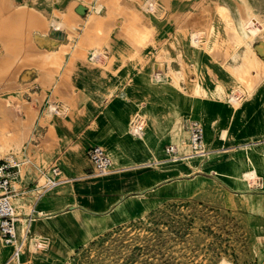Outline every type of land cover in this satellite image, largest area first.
<instances>
[{"label": "crops", "instance_id": "1", "mask_svg": "<svg viewBox=\"0 0 264 264\" xmlns=\"http://www.w3.org/2000/svg\"><path fill=\"white\" fill-rule=\"evenodd\" d=\"M14 1L30 12L32 0ZM35 2L40 25L52 17L61 27L73 22L80 24L82 34L86 27L89 31L74 40L66 27L61 35L43 36L48 41L44 48L55 52L74 41L72 51L59 56L61 68L48 70L56 76L51 85L39 81L38 69L23 71L28 79L21 83L27 85L24 96L29 102L33 94L45 92L41 108L51 104L64 109L51 123L57 148L50 158L61 166L66 180L39 196L28 213L18 214L29 224L28 243L16 255L14 245L0 243V264H64L108 231L208 188L215 180L207 166L166 160L162 154L165 145L181 136L187 118L202 122L207 149L217 157L244 154L254 142H264V77L256 81L253 70L255 84L250 87L235 73L242 71L239 66L247 54L238 45L242 23L236 6L212 0L201 5H195L196 0H104L101 14L85 0ZM93 13L101 19L91 24ZM29 22L15 32L0 27L12 59H36L28 50V26L34 21ZM99 26L108 29L103 52L93 45ZM137 125L141 132L134 133ZM49 127L39 126L44 132ZM96 144L112 159L110 172L102 176L90 175L87 152ZM249 151L257 163L260 154ZM216 166L221 172L224 164L218 160ZM252 167L257 164L240 171ZM250 195L249 203L260 210L250 221L256 236L264 239V194ZM21 231L17 221V234Z\"/></svg>", "mask_w": 264, "mask_h": 264}, {"label": "rangeland", "instance_id": "2", "mask_svg": "<svg viewBox=\"0 0 264 264\" xmlns=\"http://www.w3.org/2000/svg\"><path fill=\"white\" fill-rule=\"evenodd\" d=\"M196 1L195 5L206 2ZM223 1L212 0L211 3H229L236 6L242 23V37L238 45L244 53L247 51L244 55L245 64L240 67L244 70L235 73L240 83L253 87L255 81L251 74L252 70L256 71V81L264 77V0ZM85 2L93 6L96 12L98 9L99 13L104 14L102 13V5H106L104 0ZM31 3L30 12H25L24 4L21 5L14 0H0L1 28L12 27L15 32L28 24L26 20L34 21L28 26L31 34L29 41L32 44L28 50L34 52L36 57L34 61L12 59L8 45L0 38V160L11 157V163L17 164V179L13 184L17 192L29 185L26 192L17 194L13 200L17 214L23 211L28 213L31 210L38 195V191L32 187L44 184L45 174L51 173L50 168L55 161L50 157H53L57 148L56 140L51 138V131L54 129L51 123L54 118H61L64 110L59 108L56 112L51 104L41 108L47 97L45 92L40 96L33 94V102H29L24 96L28 92L27 85L21 83L27 80V75H22L23 71L29 68L38 69L39 81L43 84V80L46 79L51 85L56 81V76L48 70L52 67L57 70L61 68L62 57L59 56L70 53L74 41L62 45L55 52V49L44 48L48 41L43 36L49 33L61 35L66 27L69 38L74 40L87 36L89 31L86 27L82 34L79 31L80 24L73 22L61 27L52 17L40 25L37 22L40 13L35 6L36 2L32 0ZM21 16L25 19L21 20ZM98 19H101L100 14L93 13L90 23ZM96 35L98 39L93 45L98 46L103 52L108 47L104 42L108 37V29L99 26ZM194 43L200 44L197 39ZM20 51L24 52V47ZM56 94L57 89L51 98L52 101L57 99ZM11 100L24 105L23 116L14 118L9 113L8 104ZM37 100L40 104L34 105ZM185 121L181 136L173 144L178 145L180 152L185 156L182 159L199 163L198 168L207 166L205 168L212 172L211 176L215 181L192 198L168 201L147 215L108 231L79 248L64 264H258L259 258L262 264L264 239L256 236L255 226L250 221L252 214L260 210L252 206L248 198L252 193L260 196L264 194V142H254V146L245 150L247 152L244 154L231 153L225 157H217L215 151L209 149L204 156H193L187 144L188 132ZM44 125L50 126L47 132L39 128ZM206 136L208 135L205 133V144L209 148ZM250 149H256L260 154V157L256 158L257 163L249 156L253 152H250ZM218 160L224 164L221 172H217ZM255 164L256 169L252 167L246 172L240 171ZM60 176L65 178L66 174L62 172ZM24 233L25 226L20 233L18 232L16 243L21 240ZM0 243L4 245L1 238ZM27 243L28 240H25L22 251Z\"/></svg>", "mask_w": 264, "mask_h": 264}, {"label": "built area", "instance_id": "3", "mask_svg": "<svg viewBox=\"0 0 264 264\" xmlns=\"http://www.w3.org/2000/svg\"><path fill=\"white\" fill-rule=\"evenodd\" d=\"M32 72V71H31ZM27 71L26 74H30ZM28 79V77H27ZM9 113L17 118L24 115V105L19 104L17 101L11 100L8 104ZM54 111L58 112L59 108L54 106ZM186 129L188 132L187 144L191 150L193 156H204L208 149L205 144L204 136L205 130L202 122L197 119L187 118ZM142 127L137 125L132 127L134 133L141 132ZM11 134V133H10ZM88 157L92 163L91 176H102L110 172L112 167V159L106 149L101 145H92L88 149ZM162 154L166 160H180L185 156L180 152L178 145L170 143L162 148ZM12 158L0 160V238L4 244H11L15 246L14 254H18L22 248V245L29 233V224L27 222L25 226V233L23 238L17 242V217L19 216L16 212L14 205V198L18 194L14 188V182L17 179V164L11 163ZM51 173H46V182L41 186L35 185L33 190L38 191L36 199L47 193L57 184L66 180L61 178L62 168L58 164H54L50 168ZM26 192L27 190H22Z\"/></svg>", "mask_w": 264, "mask_h": 264}, {"label": "bare ground", "instance_id": "4", "mask_svg": "<svg viewBox=\"0 0 264 264\" xmlns=\"http://www.w3.org/2000/svg\"><path fill=\"white\" fill-rule=\"evenodd\" d=\"M101 6V5H100ZM100 9V8H99ZM254 24V23H253ZM56 28H58V26H56ZM254 32H256V31H254ZM247 34V33H246ZM247 39H249V38H247ZM251 39V38H250ZM249 41V40H248ZM242 42V41H241ZM243 43V42H242ZM249 45V44H248ZM250 48V47H249ZM249 50V49H248ZM244 52V51H243ZM247 52V51H246ZM255 54V53H254ZM253 58V57H252ZM251 58V59H252ZM251 59H250V61H251ZM244 61H245V58L243 57V59H242V61H241V64H240V66H239V70H244L243 68H240L241 67V65L244 63ZM253 61V60H252ZM255 62H253V64H254ZM239 64V63H238ZM245 64V63H244ZM247 65V64H246ZM248 69H246V71H247ZM252 70V69H251ZM253 71V70H252ZM251 72V71H250ZM22 217L23 216H18L17 217V221H19L20 222V225H21V230L22 229H24V226H26V219L24 218V222H23V219H22ZM23 224V225H22Z\"/></svg>", "mask_w": 264, "mask_h": 264}]
</instances>
